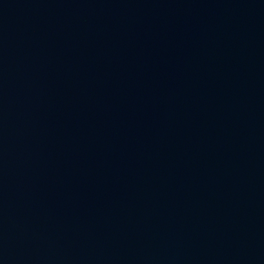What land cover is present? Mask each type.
Wrapping results in <instances>:
<instances>
[{
	"label": "water",
	"instance_id": "obj_1",
	"mask_svg": "<svg viewBox=\"0 0 264 264\" xmlns=\"http://www.w3.org/2000/svg\"><path fill=\"white\" fill-rule=\"evenodd\" d=\"M0 264H264V0H0Z\"/></svg>",
	"mask_w": 264,
	"mask_h": 264
}]
</instances>
